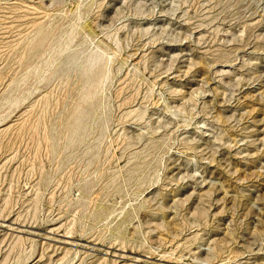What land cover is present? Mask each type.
Here are the masks:
<instances>
[{
    "label": "rangeland",
    "instance_id": "1",
    "mask_svg": "<svg viewBox=\"0 0 264 264\" xmlns=\"http://www.w3.org/2000/svg\"><path fill=\"white\" fill-rule=\"evenodd\" d=\"M0 264H264V0H0Z\"/></svg>",
    "mask_w": 264,
    "mask_h": 264
},
{
    "label": "bare ground",
    "instance_id": "2",
    "mask_svg": "<svg viewBox=\"0 0 264 264\" xmlns=\"http://www.w3.org/2000/svg\"><path fill=\"white\" fill-rule=\"evenodd\" d=\"M135 6H137V7H139L137 4H135ZM99 57L101 58V56L99 55ZM47 137V136H46ZM216 180V179H215ZM212 181V180H211ZM143 185H145V184H143ZM237 185V184H236ZM161 201V200H160ZM123 212V211H122ZM74 220V219H73ZM160 221V220H159ZM148 224V223H147ZM151 224V223H150ZM72 225V224H71ZM68 229V228H67ZM196 230V229H195ZM197 232V231H196ZM70 233V232H69ZM122 246V245H121ZM17 248V247H16ZM14 258H15V256H14ZM62 261V260H61Z\"/></svg>",
    "mask_w": 264,
    "mask_h": 264
}]
</instances>
